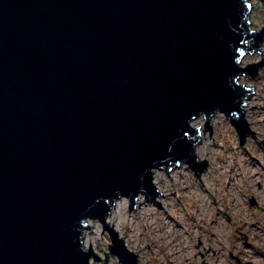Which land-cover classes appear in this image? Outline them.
Segmentation results:
<instances>
[{"label":"water","instance_id":"1","mask_svg":"<svg viewBox=\"0 0 264 264\" xmlns=\"http://www.w3.org/2000/svg\"><path fill=\"white\" fill-rule=\"evenodd\" d=\"M251 8L0 0V264L100 260L81 241L89 219L102 223L119 262L138 264L106 223L117 199L135 208L141 194L161 207L153 172L181 163L199 178L208 163L195 154L198 117L210 138V119L225 115L236 149L254 136L243 109L253 87L238 82L264 66V25L251 27ZM254 52L262 60L242 66Z\"/></svg>","mask_w":264,"mask_h":264},{"label":"rangeland","instance_id":"2","mask_svg":"<svg viewBox=\"0 0 264 264\" xmlns=\"http://www.w3.org/2000/svg\"><path fill=\"white\" fill-rule=\"evenodd\" d=\"M251 2V27L260 30L264 25V0ZM262 48L264 54V42ZM257 53L245 54L243 65L261 61ZM258 70L256 77L243 75L240 80L246 87H253V95L244 101L249 104L246 122L256 138L246 135L236 149L239 136L225 115L212 116L210 138L208 130L203 133L204 116L198 117L191 121L201 131L197 149L202 153L197 160L208 163L199 178L181 163L174 167L176 182L172 171L168 173L170 181L166 172L155 170L153 184L158 192L162 190L155 200L162 207L141 194L135 208L128 209L126 197L117 199L122 203L124 218L118 231L112 229L126 239L125 247L137 255L138 264H264V146L260 143L264 140V66ZM136 211L145 221L139 220ZM88 223L90 232L83 230L88 241L84 249L87 251L90 243L91 251L100 258L93 261L91 257V264H104V252H109L107 264H122L107 249L111 240L102 223L98 219H89Z\"/></svg>","mask_w":264,"mask_h":264},{"label":"bare ground","instance_id":"3","mask_svg":"<svg viewBox=\"0 0 264 264\" xmlns=\"http://www.w3.org/2000/svg\"><path fill=\"white\" fill-rule=\"evenodd\" d=\"M249 1V3H250V1L251 0H248ZM250 5H251V11H250V13H249V16H250V22H251V13H252V10L254 9V5H253V2H251L250 3ZM262 46H263V43H262V45H261V48H262ZM262 50H263V48H262ZM258 54V53H257ZM243 59V58H242ZM241 59V65H243V60ZM240 80H241V77L239 78V80H238V82H240ZM244 80H242L241 82H243ZM241 82H240V84H241ZM256 95V94H255ZM245 103H246V101H244ZM248 106H249V104L248 103H246L245 104V106L243 105V109H244V114H245V118L248 120V118H249V114H248ZM196 119H198V118H196ZM195 120V119H194ZM212 120V118L210 119V121ZM193 121V120H192ZM201 137V131H200V135H199V138ZM200 141H201V138H200V140H199V143H200ZM199 143L195 146V154L197 155V158L198 159H201V155H200V153H202V149H200V150H198L197 149V146L199 145ZM171 171H172V179H173V182H176V175H174V168H172L171 169ZM171 171H169L170 172V174H171ZM223 171V170H222ZM155 175V171L153 172V176ZM180 178H183L182 176H180ZM172 179H171V181H172ZM159 191V190H158ZM161 192H162V190L160 191V194H161ZM162 195V194H161ZM161 195H159V197L161 196ZM161 202H162V200H161ZM161 205V204H160ZM161 207H162V205H161ZM119 208V209H118ZM118 209V210H117ZM139 209H140V207H139ZM165 209V208H164ZM137 212V214H138V217H139V220L141 219L142 221H145V217H144V215L140 212H138V211H136ZM201 215V214H200ZM123 207H122V203H117V202H115V204L112 206V208H111V210L109 211V213L107 214V216H106V221H108V225L109 226H111L112 224V228H114L116 231H118V229H117V226H118V224H120L121 223V221H123ZM152 224H154V223H152ZM88 225H89V223H88ZM155 225V224H154ZM90 227V226H89ZM154 229H155V231H158V232H160L161 231V229H159V228H156V227H154ZM182 229H184L183 227H182ZM131 233L133 234V235H131V237H132V241H133V243L135 244L136 242V239L135 238H133V236L135 235L134 234V229H131ZM185 234H188V232L187 231H185L184 232ZM85 235H84V231H82V234H81V241L83 242V247L86 249V247H87V240H85V237H84ZM166 237H169L168 236V232H167V236ZM121 238V237H120ZM167 239V238H166ZM124 241L126 242V239H124ZM172 250V249H171ZM180 251H177L176 250V252L175 253H179Z\"/></svg>","mask_w":264,"mask_h":264}]
</instances>
